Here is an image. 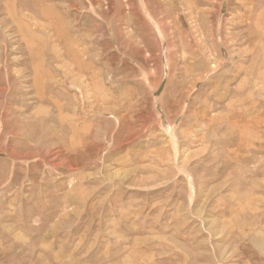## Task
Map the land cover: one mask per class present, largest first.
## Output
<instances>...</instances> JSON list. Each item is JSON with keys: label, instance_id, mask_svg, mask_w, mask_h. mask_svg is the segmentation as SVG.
I'll use <instances>...</instances> for the list:
<instances>
[{"label": "rangeland", "instance_id": "374dc122", "mask_svg": "<svg viewBox=\"0 0 264 264\" xmlns=\"http://www.w3.org/2000/svg\"><path fill=\"white\" fill-rule=\"evenodd\" d=\"M179 1L0 0V264H264V0Z\"/></svg>", "mask_w": 264, "mask_h": 264}, {"label": "bare ground", "instance_id": "6f19581e", "mask_svg": "<svg viewBox=\"0 0 264 264\" xmlns=\"http://www.w3.org/2000/svg\"><path fill=\"white\" fill-rule=\"evenodd\" d=\"M162 1H163V0H162ZM195 1H196V0H195ZM195 1H194V2H195ZM185 2H187V0H180V1H179V3H181V4H183V5H185ZM154 3H155V2H154ZM175 3H176V2H175ZM162 4H163V2H162ZM177 4H178V3H177ZM175 5H176V4H175ZM191 5H192V4H191ZM197 5H198V4H197ZM156 6H157V4H156ZM178 6H180V5H178ZM192 6H193V5H192ZM159 7L161 8V6H159ZM162 7H164V6H162ZM194 7H195V6H194ZM198 7H200V6H198ZM182 8H183V7H182ZM174 9H175V8H174ZM193 9H194V8H193ZM197 9H199V8H197ZM156 10H157V7H156ZM205 10H206V9H205ZM158 11H159V10H158ZM177 11H178V10H177ZM191 11H192V10H191ZM194 11H195V10H194ZM194 11H193V13H194ZM198 11H199V10H198ZM209 11H210V10H209ZM209 11H207V12H209ZM214 11H215V10H214ZM168 12H170V11H168ZM210 12H211V11H210ZM152 13H155V12L153 11ZM175 13H176V12H175ZM189 13H190V11H189ZM198 13H199V12H198ZM180 14H181V13H180ZM183 14H184V11H183ZM183 14H182V15H183ZM194 14H195V13H194ZM194 14H192V15H194ZM252 14H253V13H252ZM259 14H260V13H259ZM261 14H262V13H261ZM155 15H157V14H155ZM160 16H162V15H160ZM167 16H168V14H167ZM215 16H216V15H215ZM256 16H257V15H256ZM258 16H259V15H258ZM193 17H194V16H193ZM254 17H255V16L253 15V19H254ZM158 18H159V17H158ZM165 18H166V17H165ZM168 18H171V17H168ZM168 18H167V19H168ZM191 18H192V17H191ZM202 18H203V17H202ZM207 18H208V16H207ZM211 18H212V17H211ZM211 18H210V19H211ZM260 18H261V17H259V19H260ZM178 19H179V18H178ZM208 19H209V18H208ZM246 19H247V18H246ZM248 19H249V18H248ZM160 20H161V19H160ZM180 20H181V19H180ZM171 21H172V20H171ZM171 21H170V22H171ZM210 21H211V20H210ZM210 21H209V22H210ZM249 21H250V20H249ZM253 21H254V20H253ZM253 21H252V22H253ZM160 22H161V21H160ZM167 22H168V21H167ZM164 23H165V22H164ZM194 23H195V22H194ZM245 23H246V22H245ZM134 24H135V23H134ZM197 24H198V22H197ZM202 24H203V23H202ZM204 24H205V23H204ZM208 24H209V23H208ZM159 25H160V23H159ZM161 25H162V23H161ZM167 25H168V24H167ZM195 25H196V24H195ZM251 25H253V23H252ZM197 26H198V25H197ZM167 27H168V26H166V28H167ZM195 27H196V26H195ZM250 27H251V26H250ZM168 28H169V27H168ZM172 28H174V27L171 26V30L169 31V32H171V33H173L172 31L174 30V29L172 30ZM190 28H191V27H190ZM255 28H256V27H255ZM136 29H137V28H136ZM202 29H203V28H202ZM163 30H164V29H163ZM167 30H168V29H167ZM167 30H166V31H167ZM175 31H176V30H175ZM175 31H174V32H175ZM193 31H194V30H193ZM197 31H198V30H197ZM200 31H201V29H200ZM204 31H205V30H204ZM204 31H203V32H204ZM195 32H196V31H195ZM175 33H176V32H175ZM175 33H173V35H174ZM190 33H191V32H190ZM200 33H201V32H200ZM142 34H143V33H142ZM197 34H198V33H197ZM202 34H203V33H202ZM173 35H172V36H173ZM188 35H189V34H188ZM144 36H146V35L144 34ZM149 36H150V35H149ZM197 36H199V35H197ZM176 37H177V36H176ZM176 37H174V38H175V41H176ZM206 37H207V36H206ZM206 37H205V38H206ZM141 38H143V37H141ZM151 38H152V37H151ZM171 38H172V37H171ZM178 38H179V37H178ZM198 38H201V37H198ZM146 39H147V38H146ZM187 39H188V38H187ZM189 39H190V38H189ZM201 39H202V38H201ZM144 40H145V38H144ZM144 40H143V41H144ZM150 40H151V39H150ZM172 40H173V39H172ZM191 40H192V39H191ZM199 40H200V39H199ZM199 40H198V41H199ZM147 41H148V40H147ZM175 41H174V43H173V42H172V43L175 44ZM178 41H179V39H178ZM185 41H186V40H185ZM187 41H188V40H187ZM192 41H193V40H192ZM195 41H196V40H195ZM204 41H205V40H204ZM202 42H203V41H202ZM202 42H201V43H202ZM143 43H144V42H143ZM146 43H147V42H146ZM172 43H171V45H172ZM179 43H180V42H179ZM201 43H200V44H201ZM180 44H181V43H180ZM182 44H183V42H182ZM182 44H181V45H182ZM197 44H198V43H197ZM145 45H146V44H145ZM176 45H177V44H176ZM198 45H199V44H198ZM201 45H202V44H201ZM201 45H200V46H201ZM203 45H204V44H203ZM177 46H178V45H177ZM183 46H184V45H183ZM183 46H182V47H183ZM173 47H174V46H173ZM182 47H181V51H182V49H183ZM174 48H175V47H174ZM177 49H178V48H177ZM174 50H176V48H175ZM178 50H179V49H178ZM184 50H186V49H184ZM172 52H173V50H172ZM178 52H180V51H178ZM253 56H254V55H253ZM196 75H197V74H196ZM201 76H202V75H201ZM199 77H200V76H199ZM199 77H198V78H199ZM176 80H178V79H176ZM191 80H192V79H191ZM178 81H179V80H178ZM178 81H176L175 83H177ZM198 81H199V79H198ZM156 83H157V82H156ZM178 83H179V82H178ZM180 83H182V81H181ZM180 83H179V84H180ZM179 84H178V85H179ZM174 85H175V84H174ZM182 86H183V85H182ZM178 88H179V87L177 86V89H178ZM181 88H182V87H181ZM183 88H184V86H183ZM177 89L175 88L174 91H176ZM178 91H179V90H178ZM186 91H187V90H186ZM183 92H184V90H183ZM188 92H190V91H188ZM178 93H179V92H178ZM184 94H185V93H184ZM180 95H181V94H180ZM177 96H178V95H177ZM175 97H176V96H175ZM184 97H185V96H184ZM178 98H179V97H178ZM160 100H161V99H160ZM172 100H173V99H172ZM172 100H171V101H172ZM167 101H169V100H167ZM171 103H172V102H171ZM160 104H161V103H160ZM168 104H169V103H168ZM161 105H162V104H161ZM165 105H167V104H165ZM163 106H164V101H163ZM167 107H168V106H167ZM167 107H166V108H167ZM164 108H165V106H164ZM172 108H173V107H172ZM167 109H168V108H167ZM169 109H171V108L169 107ZM165 111H166V110H165ZM167 111H168V110H167ZM167 111H166V112H167ZM170 112H171V111H170ZM170 112H169V113H170ZM167 114H168V113H167ZM171 114H172V113H171Z\"/></svg>", "mask_w": 264, "mask_h": 264}]
</instances>
